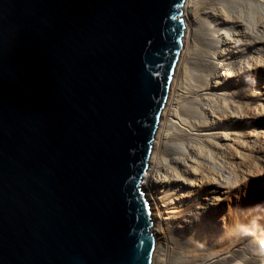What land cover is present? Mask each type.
Instances as JSON below:
<instances>
[{"label":"water","instance_id":"water-1","mask_svg":"<svg viewBox=\"0 0 264 264\" xmlns=\"http://www.w3.org/2000/svg\"><path fill=\"white\" fill-rule=\"evenodd\" d=\"M183 2L0 0V264L152 263Z\"/></svg>","mask_w":264,"mask_h":264},{"label":"bare ground","instance_id":"bare-ground-1","mask_svg":"<svg viewBox=\"0 0 264 264\" xmlns=\"http://www.w3.org/2000/svg\"><path fill=\"white\" fill-rule=\"evenodd\" d=\"M147 168L151 264H264V0H184Z\"/></svg>","mask_w":264,"mask_h":264}]
</instances>
